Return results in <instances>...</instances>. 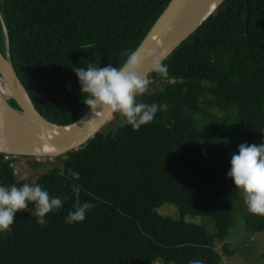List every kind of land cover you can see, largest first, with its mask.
Instances as JSON below:
<instances>
[{
  "label": "trees",
  "instance_id": "16d2710c",
  "mask_svg": "<svg viewBox=\"0 0 264 264\" xmlns=\"http://www.w3.org/2000/svg\"><path fill=\"white\" fill-rule=\"evenodd\" d=\"M170 1L0 0V52L6 57L5 29L12 70L36 111L70 125L89 111L72 67L122 66ZM163 62L168 77L147 78L162 89L140 97L159 106L153 122L101 131L58 157L62 168L32 184L63 206L43 227L34 209L17 213L11 234H0V264H221L214 246L235 254L225 240L241 202L246 229L264 232V216L249 212L227 177L239 145L264 140V0H225ZM5 158L0 185L28 183ZM77 202L94 207L69 224ZM163 204L179 219L157 214ZM185 216L212 220L214 232Z\"/></svg>",
  "mask_w": 264,
  "mask_h": 264
},
{
  "label": "clouds",
  "instance_id": "9594fccd",
  "mask_svg": "<svg viewBox=\"0 0 264 264\" xmlns=\"http://www.w3.org/2000/svg\"><path fill=\"white\" fill-rule=\"evenodd\" d=\"M143 60L137 51H132L120 67H114L111 63L105 67H97L92 63L87 68L73 66L71 70L78 78L83 104L92 112L104 110L119 114L123 123L133 131H139L142 126L153 122L159 106L138 101V97H142L149 86V80L137 74V68ZM153 71L164 78L169 75L168 66L161 58L153 60ZM45 151L52 149L45 148ZM227 177L233 182L235 190L242 194L249 212L264 216V144H240L238 152L231 157ZM62 206L60 197H50L39 184L24 183L21 187L0 185V234H11L17 213L27 211L32 215L34 209L36 223L43 227L49 223L46 219L49 213ZM93 207L89 202L82 205L77 202L66 222H83ZM190 264L204 262L197 259L190 261Z\"/></svg>",
  "mask_w": 264,
  "mask_h": 264
},
{
  "label": "water",
  "instance_id": "95a60500",
  "mask_svg": "<svg viewBox=\"0 0 264 264\" xmlns=\"http://www.w3.org/2000/svg\"><path fill=\"white\" fill-rule=\"evenodd\" d=\"M225 0H171L147 36L137 48L144 58L137 74L148 78L153 72V60L163 61L186 39L197 31ZM6 57L0 52V66L8 61L11 65L7 35L4 29ZM11 68L13 69L12 65ZM13 72V70H11ZM18 86L25 92L28 106L37 118L34 122L22 120L21 108L16 98L10 97L5 104L0 102V154L11 157L58 158L68 152L85 147L100 133L113 113L104 110H89L76 124L58 126L45 120L35 109L30 97L13 72ZM16 102L19 111L8 101ZM41 137L43 139H41ZM51 148L52 151H45Z\"/></svg>",
  "mask_w": 264,
  "mask_h": 264
},
{
  "label": "rangeland",
  "instance_id": "374dc122",
  "mask_svg": "<svg viewBox=\"0 0 264 264\" xmlns=\"http://www.w3.org/2000/svg\"><path fill=\"white\" fill-rule=\"evenodd\" d=\"M160 89H162V85L160 84L149 85L146 93H153ZM138 101L140 102V97H138ZM197 121L200 123L199 125H201L200 118H197ZM122 124L123 121L121 120L119 114H114L112 119L105 124L102 132L114 133ZM255 144H264V140ZM11 164L15 171L16 179L28 183H35L39 181L42 175L54 168H62V161L57 158L29 159L27 157H16ZM238 205V211L234 213V224L229 232V236L225 240L227 248L230 251H235V254L227 257L222 251L223 245L218 242H216L214 249L222 257L221 264H264V232L256 234L251 233L246 229L243 221V214L245 212L244 203L241 202ZM29 207H31V205H29ZM155 211L161 216L170 217L174 220L179 219L177 208L174 205L163 204ZM184 221L204 226L210 234L214 232L213 221L208 218L185 216ZM153 264L163 263L156 262Z\"/></svg>",
  "mask_w": 264,
  "mask_h": 264
},
{
  "label": "bare ground",
  "instance_id": "6f19581e",
  "mask_svg": "<svg viewBox=\"0 0 264 264\" xmlns=\"http://www.w3.org/2000/svg\"><path fill=\"white\" fill-rule=\"evenodd\" d=\"M11 70L12 68L8 61L0 66V102L5 104V101L10 97L16 98L21 108V114H18V116L22 117V120L24 121L34 122L37 118L31 112L26 99V94L18 86Z\"/></svg>",
  "mask_w": 264,
  "mask_h": 264
},
{
  "label": "built area",
  "instance_id": "2783aa9c",
  "mask_svg": "<svg viewBox=\"0 0 264 264\" xmlns=\"http://www.w3.org/2000/svg\"><path fill=\"white\" fill-rule=\"evenodd\" d=\"M14 158H16V157L6 156L5 159L8 160V161H13ZM11 167H12V164H11Z\"/></svg>",
  "mask_w": 264,
  "mask_h": 264
}]
</instances>
